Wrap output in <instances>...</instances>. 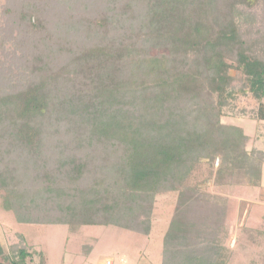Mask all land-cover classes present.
<instances>
[{"label":"trees","instance_id":"1","mask_svg":"<svg viewBox=\"0 0 264 264\" xmlns=\"http://www.w3.org/2000/svg\"><path fill=\"white\" fill-rule=\"evenodd\" d=\"M43 1L5 0L0 24L3 209L147 236L172 192L160 264H226L228 206L208 186L261 187L264 152L222 119L264 122V0H98L77 8L78 30L62 20L64 44ZM203 165L205 185H191ZM8 248L0 264H47L21 234Z\"/></svg>","mask_w":264,"mask_h":264},{"label":"rangeland","instance_id":"2","mask_svg":"<svg viewBox=\"0 0 264 264\" xmlns=\"http://www.w3.org/2000/svg\"><path fill=\"white\" fill-rule=\"evenodd\" d=\"M97 1L44 0L43 18L47 23L46 28L50 25H58L57 30L54 28L49 33L61 39L59 44H64L63 35L66 30L61 26L62 20L68 22L70 29L68 32L78 30L81 28L82 21L78 24L81 18L77 8L87 5V11L92 10L95 5L100 4ZM110 1L118 6L121 5L120 0ZM27 4L31 9L33 0H28ZM4 6L5 0H0V24L2 25L10 18L5 14ZM36 9H39L36 14L41 13L42 15V9L40 7ZM52 9L57 10L58 13L54 14L55 10L50 11ZM58 30L59 32L55 35L54 32ZM2 33L4 34L2 36H7V32ZM27 36L32 37L30 33ZM10 86L15 88L16 85L10 83ZM229 111L230 109H227L225 112L226 117L222 119V122L240 127L245 135L253 137L256 133L255 122L247 117H230ZM255 147L258 150H264L261 141L256 143ZM262 171L264 173V167ZM209 176V168L203 165L192 173L189 182L191 185L202 186L205 185L204 182ZM261 180L262 186L253 189L246 186L228 188L208 186L209 192L225 201L228 206L223 223L224 228L219 237L226 248V264H260L254 249L260 250L263 246L261 243H264L254 238V231H264V176ZM3 196L4 192L0 190V243L2 247L8 251L9 245L16 241V234H21L27 239L28 244L46 259L47 264H106V262L110 264H160L162 237L177 198V194L172 192L156 197L151 216V231L149 235L144 236L111 226L67 227L20 224L10 211L3 209ZM38 263L39 258L35 256L33 264Z\"/></svg>","mask_w":264,"mask_h":264},{"label":"crops","instance_id":"3","mask_svg":"<svg viewBox=\"0 0 264 264\" xmlns=\"http://www.w3.org/2000/svg\"><path fill=\"white\" fill-rule=\"evenodd\" d=\"M251 120V119H250ZM252 121H254V120H252ZM255 122V124H256V133H255V135L253 136V137H251V136H248V137H250V143L248 144V149H250V148H255V149H257L256 147H255V144L256 143H258L259 141H261L262 142V144L264 145V122H260V123H257L256 121H254ZM261 151H263L264 152V150H261ZM264 167V166H263ZM263 170V169H262ZM264 173H263V171H262V175H261V178L263 179V175ZM261 182H262V180H261ZM261 186H262V184H261Z\"/></svg>","mask_w":264,"mask_h":264},{"label":"built area","instance_id":"4","mask_svg":"<svg viewBox=\"0 0 264 264\" xmlns=\"http://www.w3.org/2000/svg\"><path fill=\"white\" fill-rule=\"evenodd\" d=\"M106 264H110L109 262H106Z\"/></svg>","mask_w":264,"mask_h":264}]
</instances>
